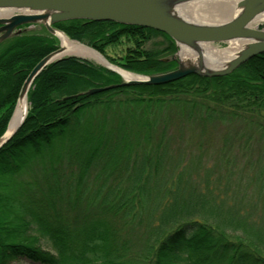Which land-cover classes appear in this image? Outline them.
I'll list each match as a JSON object with an SVG mask.
<instances>
[{"label":"trees","instance_id":"1","mask_svg":"<svg viewBox=\"0 0 264 264\" xmlns=\"http://www.w3.org/2000/svg\"><path fill=\"white\" fill-rule=\"evenodd\" d=\"M36 27L0 42V136L27 75L58 47ZM53 27L128 71L176 65L163 59L176 50L173 39L154 28L86 19ZM153 34L164 37L158 50L145 47ZM119 82L74 55L35 76L27 114L0 146V264H264V155L238 162L236 180L230 166L224 181L210 170L191 175L169 155L187 122L234 124L221 134V152L264 151V52L225 75L83 93ZM57 140L67 149L35 173ZM232 185L257 195H236Z\"/></svg>","mask_w":264,"mask_h":264},{"label":"water","instance_id":"2","mask_svg":"<svg viewBox=\"0 0 264 264\" xmlns=\"http://www.w3.org/2000/svg\"><path fill=\"white\" fill-rule=\"evenodd\" d=\"M194 1L199 0H0V11H12L8 15L0 13V42L20 32V27L25 24H29V27L35 24L43 25L48 32L60 38L59 33L63 32L54 28L53 23L70 19L111 20L122 24L140 25L162 31L173 39L176 51L164 60H174L175 68L147 75L133 73L137 77L132 79H124L115 68L117 66L93 49L105 60L106 64L101 65L116 72L121 78L116 84L89 88L83 92L87 94L116 85L166 83L190 73L200 76L225 75L254 55L264 52V28L258 27L264 23L259 21V17L264 18V0H231L235 2L234 15L215 23L195 21L189 19L186 14H181L178 9ZM234 40L243 43L235 56L218 65L206 63L205 58L208 56L203 52L205 44L230 43ZM183 48L196 55L195 63L189 58L181 59L179 52ZM67 55L71 53H65V48L59 44L58 48L41 58L23 82L18 99L28 92L42 68ZM74 55L87 59L78 54ZM18 99L7 128L0 136V146L18 129L27 114L26 107L16 129L8 132Z\"/></svg>","mask_w":264,"mask_h":264},{"label":"rangeland","instance_id":"3","mask_svg":"<svg viewBox=\"0 0 264 264\" xmlns=\"http://www.w3.org/2000/svg\"><path fill=\"white\" fill-rule=\"evenodd\" d=\"M190 19H194V18L191 17ZM262 25H264V23ZM29 29H38V28L36 26H31V28ZM70 40H73V39H70ZM164 42H165L164 37L162 35L153 34L152 37L147 41V43H145V47L158 50L161 47H163ZM58 44H62L60 38H58ZM211 45L216 46V47H226L229 45V43L220 42V43H213ZM110 52L112 53L113 51H110ZM90 61H92L95 64L101 65V63L96 62L93 59H91ZM98 87H103V86H98ZM100 91H103V90H100ZM100 91H97V92H100ZM95 118L96 117L93 118V122H96ZM208 125L209 124H205V127H207ZM234 127H235L234 124L218 123L214 125V128L207 127L206 130H203L187 122L184 126L183 138L175 140L170 145L171 148H170L169 155H171L173 159L177 155H180V159L182 163H187V166L189 167V172L191 173V175H195L196 172H199L201 174L205 170H208V171L210 170V177H212V179L216 178L219 174H222L223 176V173L225 174V171L229 169L230 166H232L233 172L236 175L233 174L230 177L231 179L236 180V177L238 174L237 172L239 170L237 168L240 165V163L238 162L242 163L244 162V160L247 161L248 159H255V158L261 159L262 156L264 155V151L262 153L261 151H257L254 154H251L253 152L251 151L249 154L247 153L245 155L240 154L238 151H236V149L233 154H229L228 152L226 153V151L221 152V149L219 148H221V143H222L221 142L222 132L223 131L232 132ZM67 147H68V142L66 140L65 141H60V140L55 141L49 154L47 152H44L42 155V159H40V157L37 158L35 162L37 166L34 167L35 173H37L36 171H37V168L39 167L38 164L42 162L43 159H44V162L47 163L48 157L50 155L56 152L58 153V151H60L61 152L60 154H62L63 151L67 149ZM234 161H236L235 164H234ZM225 162H229L230 164L227 165ZM166 170H168L167 166H166ZM221 180L224 181V176L223 178H221ZM230 188L231 189L233 188V191L234 193L236 192V195H239L242 193L245 196V198L250 199V200L252 197H255L257 195V191L254 189H251L250 186H248L247 188H241L239 190L236 187L234 188L233 185ZM4 190H6V188H4ZM13 264H28V263L25 261H19V262H13Z\"/></svg>","mask_w":264,"mask_h":264},{"label":"bare ground","instance_id":"4","mask_svg":"<svg viewBox=\"0 0 264 264\" xmlns=\"http://www.w3.org/2000/svg\"><path fill=\"white\" fill-rule=\"evenodd\" d=\"M181 14H186L189 19L192 17L199 22H208L215 23L221 22L230 18L236 12L235 2L231 0H199L190 2L178 9ZM11 10H1L0 13L4 15L10 14ZM259 21H264V18L259 17ZM61 43L65 48V53L78 54L90 59L95 60L96 62L106 64L105 60L93 49L86 47L84 44H81L75 40H70L63 33H59ZM243 46L242 41H231L226 47H216L211 44H205L203 52L208 58H205V61L208 65H218L224 63L226 60L232 58L236 55L237 51ZM179 55L182 60L189 58L193 63L196 62V55L189 52L186 49H182L179 52ZM211 58H210V57ZM112 66V65H111ZM114 67V66H112ZM122 75L124 79L136 78L134 74L127 72L123 69L115 67ZM27 107V92L18 99L16 111L14 117L11 121V125L8 129V132L13 131L18 126L21 118Z\"/></svg>","mask_w":264,"mask_h":264}]
</instances>
